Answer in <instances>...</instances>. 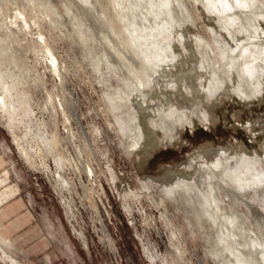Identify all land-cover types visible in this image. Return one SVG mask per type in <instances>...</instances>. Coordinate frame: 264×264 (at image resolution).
I'll list each match as a JSON object with an SVG mask.
<instances>
[{
	"label": "rangeland",
	"instance_id": "374dc122",
	"mask_svg": "<svg viewBox=\"0 0 264 264\" xmlns=\"http://www.w3.org/2000/svg\"><path fill=\"white\" fill-rule=\"evenodd\" d=\"M263 10L264 0H0V71L11 93H18L15 106L24 100L11 128L8 114L0 113V147L20 167L10 177L23 196L25 180L34 221L63 230L55 240L66 264L264 263ZM141 35L150 44L148 57L166 59L158 69L160 84L148 86L151 98L176 121L178 113L183 117L168 142L159 117L153 131L151 116L136 111L146 144L132 151L130 132L140 128L131 120L135 109L112 100L134 80L122 55L138 61L127 48ZM46 45L57 57L59 74ZM57 94L64 96V111ZM70 108L108 148L107 160H101L111 169L105 172L107 216L74 197L78 212L66 220L54 187L43 175L34 183L12 145L14 133L36 130L37 122L61 128ZM119 118L130 129L123 130ZM193 178L212 188L225 213L222 234L204 218L207 202L197 189L181 192L194 200L192 207L175 191L174 182L186 183V189ZM0 264L39 263L0 237Z\"/></svg>",
	"mask_w": 264,
	"mask_h": 264
},
{
	"label": "built area",
	"instance_id": "2783aa9c",
	"mask_svg": "<svg viewBox=\"0 0 264 264\" xmlns=\"http://www.w3.org/2000/svg\"><path fill=\"white\" fill-rule=\"evenodd\" d=\"M54 99L64 111L59 105L60 102L65 103L64 96L57 94ZM37 124L36 130H28L23 136L13 134L12 145L26 173L31 175L34 183L39 184V179L45 177L42 181L54 187L53 193L58 197L66 220H74L78 212L77 208L73 207L74 197L78 198L81 205L101 207L107 216L106 205L109 204V199L105 189H108L109 183L105 172L110 168L109 164L101 162L109 156L108 148L104 147V139L99 142L97 136L87 131L84 125L88 136L86 142L72 121L65 120L61 128H52L49 122L42 121ZM38 127L43 129L42 133ZM126 146L130 150L128 144ZM70 172L74 175L70 176ZM79 189L84 191L83 196L79 195ZM98 219L102 220L101 217ZM97 224L100 227L98 222ZM100 233L106 237L101 227Z\"/></svg>",
	"mask_w": 264,
	"mask_h": 264
},
{
	"label": "bare ground",
	"instance_id": "6f19581e",
	"mask_svg": "<svg viewBox=\"0 0 264 264\" xmlns=\"http://www.w3.org/2000/svg\"><path fill=\"white\" fill-rule=\"evenodd\" d=\"M28 23L25 22L24 25L30 27V25ZM31 26H32V24H31ZM15 27H16V25H15ZM17 27H18V25H17ZM5 29H6V27H5ZM9 29H11V28H9ZM12 31H15V30H12ZM141 34H142V32H141ZM39 35H40V37H42V34L41 33H39ZM150 38H148V39H150ZM146 40L147 39L145 38V36H142L141 35L137 39L133 40V42H132L133 44L130 43V46H128V48H127V49H129L132 52V55L134 53V55H135V57H137L138 61L137 60H134L132 58V56H129L127 54H126L127 56L126 55L125 56L122 55V58L123 59L126 58V63L128 65L127 66L128 67L127 70H128V72H130L134 76L133 77L134 80L127 81V83H128L127 84V91H123L122 88H119L118 89L119 91H117L118 94L116 95V97L114 96V98H116V102H114L112 100V102L113 103H116L118 106L121 103H124V104L125 103H130L134 107V109H135L134 115L135 116L134 117L132 116L131 117V120L132 121H135L136 120L137 121V124L140 125V128L138 129L139 131L138 130H134L133 132H130L131 133V136L130 137L132 138L131 149L133 147L134 149H136L138 151L141 150L145 146L146 143H145V131H143V125H144V123L140 121V117L138 116V113H136V111H139L140 114H141V116H143L144 118H145L146 115H150L151 116L149 118L147 117V119H148V122L150 124L149 129H151L153 131H156L160 127V125L158 123H156V121H155L156 120L155 117H159L160 118V121L164 125V127L166 126V131L165 132L167 134V141L168 142H170V140L172 138L171 137V132L174 131L175 125L180 126L181 125V120L180 119H182V117H183L181 113H178L179 114L178 117H180V119L178 118V120L176 121L173 117H171L170 112H168L164 107H161V106L159 107L157 101H154L151 98V94L149 92V87L148 86H150L151 83H154V82H156L155 85L157 86V83L160 82V80L158 78L159 77L158 69H162L161 64H163L166 59L163 58L161 55H158V54L157 55H152L151 57H148L145 54V49L148 48V47H150V44H148L146 42ZM152 41H153V39H152ZM154 43L155 42L153 41V43H151V44L153 45ZM48 46L46 45L43 49H45V51H47V53H48L47 55L50 56V61H51V63L54 66V71L57 74H59L60 70H59V67L57 65V63H58V61L56 59L57 57L54 56L51 48L48 47ZM129 50H127V51H129ZM41 51L40 52L43 53V50H41ZM45 51H44V53H45ZM128 61H129V63H128ZM12 69H11V71H12V73H14V70H12ZM4 77H5L4 74L0 71V113L1 112H4L5 115L8 114V116H6L7 117L6 118L7 125H9V127L11 128V124L13 122L12 121L13 113L16 112L15 110L17 108H19L20 104L23 103L24 100L21 99L19 101L18 106L17 107L15 106V100L18 98V93H14V94L11 93V90L7 86L8 85L7 82L4 81ZM119 77H121V75ZM16 82H17V80H16ZM12 83L10 85H12ZM185 86H187V85H185ZM205 89H206V93L207 92L208 93L211 92V88H206L205 87ZM121 91L124 92L123 95L121 94ZM59 105L63 108V103L62 102H60ZM120 107L121 106H119V108ZM75 110H73L72 108H70L69 116H66L65 118L66 119L68 118L67 121L70 120L69 122H71V120H72L75 123L76 127L78 128L79 132L81 131L82 135L85 137L84 139L87 140V135H86L85 129H84L83 125H82L83 123H82L80 117L77 115V112ZM20 118L21 119H19V120L23 121V117L20 116ZM124 122L125 121L123 119H120V118L118 119V123L121 125V128L123 130L130 129L129 127L128 128L125 127V123ZM182 122H183V120H182ZM134 149H132V151ZM195 162H196V159H195ZM195 165H196V163H194V161H192V162H190L188 164V170L190 171V173L192 172L193 168H195ZM195 173H197V170H196ZM188 175H189V173H188ZM9 177H10L9 172L6 171L5 172V179L0 178V183L1 182H2V184L5 183L6 181L9 180ZM199 177L201 178L200 175H199ZM190 182H191L192 185H190V187H188L186 189H184V187H183L186 183L183 185V184H180V181L174 182L173 185H174L175 191L176 192L178 191V194L181 197V199H182L183 202L187 203L188 205H191L190 207H192V205L194 204V200L191 199L190 197H184V196H182L181 192L182 191H186V190L187 191H190L193 188L197 189V191L200 193V195L207 202V206L203 210V214L205 215L204 218L206 217L207 219H209V221H210L209 223H211L215 227H217L220 230L221 234H222V232L224 231L225 227L227 228V226H225V224H226L225 221H224L225 224H223L222 223L223 221L222 222H219V220L222 217H224V214L225 213H222V211L218 208L217 200H216L217 198L215 197L212 188H210V187L206 188L204 186V184L201 183L200 180H197L196 178L191 179ZM167 190L170 193V194L168 193L169 195H174L175 196V193H176L175 191H172L171 189H168V188H167ZM161 204H163V203H161ZM224 211H225V209H224ZM195 213L196 212L194 211V214ZM200 217L202 219V216H200ZM206 222H208V220ZM230 222L231 221L229 220L228 221V224ZM102 228H103V231L105 233V230H104V227L103 226H102ZM259 250H262L263 251L262 248L259 249Z\"/></svg>",
	"mask_w": 264,
	"mask_h": 264
},
{
	"label": "crops",
	"instance_id": "0c3cea01",
	"mask_svg": "<svg viewBox=\"0 0 264 264\" xmlns=\"http://www.w3.org/2000/svg\"><path fill=\"white\" fill-rule=\"evenodd\" d=\"M7 148L0 147V178L5 179V172L17 176V166L7 154ZM12 172V173H11ZM22 178L19 177V180ZM22 188L15 179L0 183V237L8 240L11 247L23 252L30 259H37L39 264H66L63 251L57 247L55 233L63 234V230L56 232L42 228L34 221L29 212L27 202L31 201V192L25 180ZM69 248V244L65 243Z\"/></svg>",
	"mask_w": 264,
	"mask_h": 264
}]
</instances>
